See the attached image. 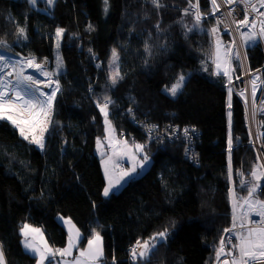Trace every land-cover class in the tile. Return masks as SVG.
<instances>
[{"label": "trees", "instance_id": "obj_1", "mask_svg": "<svg viewBox=\"0 0 264 264\" xmlns=\"http://www.w3.org/2000/svg\"><path fill=\"white\" fill-rule=\"evenodd\" d=\"M199 3L208 13L207 0ZM159 4L55 0L49 6L39 0L35 8L28 0H0V40L14 53L50 61L52 68L58 51L62 64L42 150L0 121V251L6 264H35L20 243L24 224L42 228L53 248H63L67 234L59 216L81 232L80 246L100 234L105 264L217 260L222 233L232 223L229 160L233 175L243 168L249 176L256 155L248 146L240 98L233 91L230 97L226 77L213 74L212 19L195 21L185 14L184 0ZM58 28L64 31L56 45ZM113 49L120 62L115 84L109 73ZM246 55L251 69L263 62L258 43L247 47ZM181 75V91L167 94L164 89ZM105 98L111 100L106 111L115 132L143 145L151 160L144 174L108 197L101 195L105 182L95 153L105 126L97 105ZM260 125L264 132L263 120ZM261 185L264 200V180ZM244 194L240 189L236 199ZM165 230L166 237L159 238ZM137 241L155 247L146 259L131 263L129 248Z\"/></svg>", "mask_w": 264, "mask_h": 264}, {"label": "built area", "instance_id": "obj_2", "mask_svg": "<svg viewBox=\"0 0 264 264\" xmlns=\"http://www.w3.org/2000/svg\"><path fill=\"white\" fill-rule=\"evenodd\" d=\"M184 1L186 2L189 10L192 12L194 19L197 20L196 8L189 7V4H199V0ZM207 2L209 6L208 13H204L201 10V6L199 4V22L206 21L208 18L212 19V23L210 24L209 29L214 44V51L212 57L213 74L215 76H228L226 89L228 90V92L229 90L233 91L241 100L245 111L246 126L249 135L248 146L254 150V153L256 155L255 165H257L258 167V175H260L261 177L259 183L261 184L264 180V132L262 131L260 125V122L262 120L264 121V40L258 39L261 41L260 49L263 54V62L258 68L251 69L248 65L246 56V46L244 44L242 34L248 33L250 30L256 32L257 34L259 33L260 22L264 21V15H260V13H264V7L260 6L259 0H248L247 4H245L244 0H234V3H232L231 5H228L225 0H216V5L218 6V8H214L212 0H208ZM252 5L255 6L254 9ZM230 12L231 15L229 14ZM245 12H247L248 14V26H243L238 23L239 21L244 19ZM253 22L255 23V28L251 27ZM213 28L216 29L215 32L212 31ZM222 34H225L229 38L226 43H224L222 40ZM216 47H220V49L224 51L226 63L225 71H227L229 75H224L225 71H218V60L216 55L219 52H217L218 49H216ZM0 56H3L5 58V61H19V64H17L16 66L17 71H19L20 68H23L24 75L34 76L35 79L40 81L39 85L29 86L26 82L20 85L21 89L24 90L27 96L31 97L35 95L36 99L43 101L45 100V97L40 96V91L44 92L45 94H50L53 90L57 89V86L59 88V85H57L55 78H52L51 76L45 77L41 74V70H37L34 67H28L25 64L24 59H22L32 57L20 56L18 54L7 55L3 53H0ZM233 60L238 61L240 69V74L237 77L232 76ZM35 61L41 64L42 71L48 72L46 67L47 61L39 62L36 59ZM9 72H13L11 66L5 68L3 72H0V75L4 76L5 79L10 81L8 88H4L2 90L7 91L9 93V96H12V89L16 85L17 78L14 72L13 75L8 76L7 73ZM256 77H259V79H256ZM254 79L256 81L255 85L252 84V81ZM43 81L45 82L44 85H42ZM49 81H51V83H49ZM236 86H238L239 88H236ZM36 88H39V91H35ZM254 89L255 97H253ZM241 93H243V96H241ZM12 98L15 99V97ZM54 99H52L50 106L48 104L44 105V110L47 111L49 114L53 110ZM20 107L22 110L16 113H12L13 116L17 117L18 121H22L21 123H19L20 126L31 128L37 124L35 123L36 121H40L44 117H46L41 112L39 106H30L27 109H24L22 105ZM1 120L2 119H0V121ZM26 121H32L33 123L30 124ZM9 122L11 123V121ZM141 125L145 126L143 123H141ZM188 130L191 132V134H196V129L194 127H188ZM188 139V151L186 152V155L191 159L192 155H190L189 152L191 150H194V142L191 137H189ZM226 153L230 156V154L232 153V148H229L228 146V148L226 149ZM119 169H125V164H120ZM229 182V191L232 190L234 195L230 196L232 205V223L230 227L227 228L230 229V231H225V229L221 236V239H224L223 247L225 252L233 250V244L238 243L236 239L237 234L246 235L248 228L259 226V221L261 219L258 215H255L254 212H252V210H250L248 205L244 202L248 196V186L257 183L258 181L251 174L247 176L243 168H241L238 172L235 173V175L232 174V179ZM244 182L248 183L245 184ZM240 189L243 190L245 194L241 198L242 200L238 201V199H236V193ZM261 194L262 187L258 189L256 197L261 199ZM234 215L236 217L235 223L233 222ZM241 225H243V227H241ZM221 239L219 242L218 249L221 247ZM139 246L140 245H137V243H134L129 248V262H136V260L134 261L132 258L131 250L135 247L137 254H139ZM231 259V256L222 254L219 260H216L214 264H223L224 260L231 261Z\"/></svg>", "mask_w": 264, "mask_h": 264}, {"label": "snow or ice", "instance_id": "obj_3", "mask_svg": "<svg viewBox=\"0 0 264 264\" xmlns=\"http://www.w3.org/2000/svg\"><path fill=\"white\" fill-rule=\"evenodd\" d=\"M30 4H35L36 0H28ZM55 0H48L49 6H51ZM105 4L107 5L108 0H104ZM225 2L228 5H231L234 3V0H225ZM245 4H247L248 0H244ZM152 3L156 7H160L159 0H152ZM214 8H218L216 5V0H212ZM260 6L264 7V0H259ZM189 7H195L196 12H197V20L199 21L200 19V11H199V4L197 3L196 5H192L191 3L189 4ZM253 9L255 8L254 5H252ZM107 10V9H105ZM185 14H188V9H185ZM231 15V12L229 13ZM260 15H264V13H260ZM240 25L243 26H248L249 25V20H248V14L245 12L244 14V19L238 22ZM252 28H255V23L253 22L251 25ZM63 29L58 28L56 31L57 37H61L63 33ZM213 32L216 31L215 28L212 29ZM25 33V29L22 27L18 28V35L23 36ZM242 38L244 39L245 45H250L251 43H255L257 39H264V21L260 22V30L259 33L257 34L256 32L249 31L246 34H242ZM6 44L5 41L0 40V48L4 47ZM112 63L114 64L116 60L118 59L116 50L113 49L112 52ZM24 59L25 64L32 68L34 67L37 70H41V74L44 75L45 77H49L52 75L49 72L42 71V66L41 64L37 63L35 61V58H22ZM59 56L57 57V60L59 61ZM19 64V61H12L8 60L5 61V58L3 56H0V72H3V70L9 66L12 67L13 72L16 75V85L12 89V96H9V93L7 91H4L2 89L8 88L10 81L5 79L4 76L0 75V119H8L11 121V123L15 126H19V123L22 121H18L12 113H16L21 109V105L24 109L29 108L30 106L35 107L39 106L41 109V112L45 115L48 116V112L44 110V105L48 104L49 106L51 105L53 97L56 95V92L59 91V88L53 90L50 94H45L44 92L40 91L39 94L40 96H44L45 100L41 101L36 99L35 95L29 97L27 94L24 92L23 89H21L20 85L22 83H27V85H39L40 81L35 79L34 76L31 75H24L23 68H20L19 71L16 70V66ZM217 67L219 68L220 65L219 63L217 64ZM13 72L7 73L8 76L13 75ZM224 75H229L227 71H225ZM120 74L119 72H115L112 74L110 77L112 80V83L115 84L117 79L119 78ZM185 77L181 75L178 79V81L171 86V88L166 89L171 93V95L175 96L178 92V90L182 87L183 81ZM256 79H259V77H256ZM255 79L252 81V84L255 85ZM51 83V81H49ZM58 84V82H57ZM35 91H39V88H36ZM229 95L231 97V90H229ZM241 96H243V93H241ZM12 97H15L13 99ZM253 97H255V89L253 90ZM111 103V100L108 98H105V103L103 105L98 104L97 107L100 108L101 112L104 113L105 116V124L108 125L109 121L107 119L108 113L106 111L108 104ZM231 104L229 103V107ZM231 115V114H229ZM27 123L32 124V121H26ZM35 123H40L39 121H36ZM46 129H42V132ZM20 133L22 136H24L25 139H28V136L25 135V130L24 128H20ZM31 143L37 144L39 147L43 148V136L41 133V137L37 138L35 136L32 137ZM99 144V140L97 141ZM135 148L137 151H140L142 146L137 144L135 145ZM229 148H231V140H229ZM148 158L145 156L144 160H147ZM132 171H135V168L132 169ZM107 175V172H106ZM130 175L128 172H125V176ZM251 175L258 181L255 184H251L248 186V196L245 199V204L248 205L249 209L254 212L255 215H258L261 219L259 221V226L257 227H250L247 230L246 235H241L237 234V241L238 243L233 244V250L225 252L223 244H224V239H221V247L217 249V254L216 258L219 260L220 256L223 255H228L231 256L232 259L231 261L229 260H224L223 264H264V200H261L256 197V193L258 189H260L262 186L259 183L261 177L258 175V167L254 166ZM123 179V177L121 178ZM232 179V168H231V160H229V180L231 181ZM120 182L117 181L116 184H109V187H106L104 189V196H108L110 194V191L113 187H116ZM247 184L248 182H244ZM234 195L232 190H230V196ZM235 210V206H234ZM247 215V214H246ZM236 217L235 215L233 216V222L235 223ZM66 223H70V221H65ZM243 227V225H241ZM34 232L38 233L39 229H32L29 227V225L25 224L21 228V235L27 236L28 232ZM225 231H230V229H226ZM167 235V230L164 232H160L157 234L159 238H165ZM76 238H79V232H76ZM157 237H153L152 239L155 240ZM24 247L34 253L38 259H37V264H45V260L48 259L49 255H55L59 254L61 256H66V255H71V249L75 247V242L73 240V237L71 235V229H70V235H69V243L68 247L65 249H50L47 245H45V251H41L39 248L35 247L32 244L27 243L26 241L23 242ZM137 245H141L140 241L136 242ZM155 245L152 244L151 248H154ZM143 250L137 254L136 248L134 247L131 250V255L133 260H144L147 257L148 252L151 250L149 243L145 241L142 245ZM103 256V247H102V238L99 233H94V236L92 239L88 240V248L84 251L80 252V257L86 258L87 261L95 262L99 261L101 257ZM0 264H5L4 261V255L3 252L0 251ZM74 264H84L83 261H81L79 258H77L74 261ZM113 264H116L115 259L113 260Z\"/></svg>", "mask_w": 264, "mask_h": 264}, {"label": "rangeland", "instance_id": "obj_4", "mask_svg": "<svg viewBox=\"0 0 264 264\" xmlns=\"http://www.w3.org/2000/svg\"><path fill=\"white\" fill-rule=\"evenodd\" d=\"M38 1L39 0H36L35 4H31V5L34 6L35 8H39ZM159 2H160V0H159ZM47 3H48V0H47ZM185 9H188V12H190L192 14V12L189 10L188 7H186ZM192 17H193V15H192ZM193 19H194V17H193ZM195 21H197V20H195ZM197 22H199V21H197ZM60 38L61 37L58 38L56 36V39H57L56 40V42H57L56 45H59ZM243 41H244V39H243ZM212 43H213V41H212ZM225 43H226V41H225ZM255 43H258L259 46L261 45V41L258 40V39H257V41ZM255 43H251L250 45H245L246 49H247V47H249V46H251V45H253ZM244 44H245V42H244ZM5 46L7 48H9L10 49V53H12L11 52L12 48L10 46H7V45H5ZM213 48H214V44H213ZM4 53H6V52H4ZM10 53H8V54H10ZM58 56H59V53H58V51H56L55 57H54V60H53V68L51 67L52 64L50 63V61H48L46 63L47 71L52 74L50 76L52 78H55L56 82H58L57 76H59V74L62 73V64H61V60L60 59H59V61L57 60ZM112 59H113V57H112V54H111L110 61H109L110 77L115 72H119V74H120L119 57H118V59L116 60V62L114 64L112 63ZM232 67H233L232 76L233 77H237L240 74V69H239V65H238V61L237 60H233ZM238 71H239V74H238ZM218 76H220V75H218ZM226 78L228 80V76H226ZM184 81H185V79H184ZM57 85H59V83ZM169 88H171V87H169ZM169 88H165L164 91L167 94L171 95V93L166 90V89H169ZM236 88H239V87L236 86ZM181 89H182V87L178 90L177 93H179L181 91ZM171 96H173V95H171ZM53 99H54V97H53ZM15 118H17V117L15 116ZM5 120L8 121V119H5ZM49 120H50V117H47V118H44L39 124H37L32 129L26 130L24 128L25 135L28 136L29 133H33V132H36L37 135H40L42 133V129H47V126L49 124ZM20 128L21 127L16 128L18 130L19 134H20ZM22 137H24V136H22ZM39 137H41V136H39ZM98 140H99V144L97 143ZM135 145H137V144H132L130 141L120 137L115 132V130L113 128H111L110 124H108V125L105 124V126H104V135H103V137L98 138L96 140V144H95V153H96V155L99 158L100 166H101V170H102V174H103L104 182H105L104 183V187H103L102 192H101V195L103 197H106L103 194L104 193V189L106 187H109L110 183L111 184H115L113 182V180H112L114 174L121 175L123 177H127V176H125V172H128L130 175L134 172V176L135 177H133V178H137L138 176L144 174V172L150 167L151 160H150V157L148 156V154L145 152V150L143 148V145L139 144V145L142 146L140 151L136 150ZM145 156L148 158L147 160H144ZM120 164H125V169H119V165ZM133 168H135V171H132ZM106 172H107V175H106ZM130 175H128V176H130ZM133 178H131V179H133ZM131 179H125L126 181H124V180L121 181L119 183V185H117L116 187H113L111 189L110 194L112 192H115L114 190H116V191L120 190ZM150 243L153 244V242H150ZM149 246H150V244H149ZM142 250H143L142 245H140L139 246V252L142 251Z\"/></svg>", "mask_w": 264, "mask_h": 264}, {"label": "crops", "instance_id": "obj_5", "mask_svg": "<svg viewBox=\"0 0 264 264\" xmlns=\"http://www.w3.org/2000/svg\"><path fill=\"white\" fill-rule=\"evenodd\" d=\"M109 124H110L111 128H113L110 121H109ZM21 128H23V127H21ZM26 130H28V129H26ZM20 135H21V133H20ZM29 135L31 137H33V136L36 135V132H33V133H29L28 134V139H27L28 142H30L31 139H32V138L29 137ZM37 138H39V136H37ZM122 177L123 176H121V175L114 174L112 180L116 184L117 181H119V182H121L123 180L126 181L125 179H131V178H133L135 176H134V172H133L130 176L123 177V179H121ZM114 191H116V190H114ZM58 221L63 226V228L65 229L66 234H67V243H66V245L63 248H58V249H65V248L68 247L70 229H71V235H72L73 240L75 242V247H73L71 249V255H66V256H61L59 254L49 255L48 256V259L45 260V264H74V261L77 258H79L81 261H83L84 264H93V262L87 261L86 258L80 257V252L81 251H84V250H86L88 248V241L83 246H80L79 245L80 244V241L82 239V235H81V232L76 227V225L70 219L65 218V217H60L59 216L58 217ZM65 221H70V223H66ZM27 225H29V224H27ZM29 227L32 228V229H39V232L38 233H34V232L29 231L28 234H27V236L21 235L20 243H21V246L24 249V251L27 252L28 254H30L31 256H33L35 258V264H37L38 257L34 253H32L31 251L27 250L24 247V243L23 242L26 241L27 243L32 244L35 247L39 248L41 251H45V245H47L50 249H53V250H55L57 248H53L48 243V241L46 239V236H45L44 231L42 230V228L35 227V226H32V225H29ZM77 231L79 232V238L78 239L76 238V232ZM92 238H93V236L90 239H92ZM102 247H103V243H102ZM95 264H105V261H104V251H103V256L101 257V259L99 261L95 262Z\"/></svg>", "mask_w": 264, "mask_h": 264}, {"label": "bare ground", "instance_id": "obj_6", "mask_svg": "<svg viewBox=\"0 0 264 264\" xmlns=\"http://www.w3.org/2000/svg\"><path fill=\"white\" fill-rule=\"evenodd\" d=\"M217 52H219L216 57H217V60H218V63L220 65V67L218 68V71H225V68H226V63H225V57H224V51L220 49V47H216ZM45 82L43 81L42 82V85H44Z\"/></svg>", "mask_w": 264, "mask_h": 264}, {"label": "clouds", "instance_id": "obj_7", "mask_svg": "<svg viewBox=\"0 0 264 264\" xmlns=\"http://www.w3.org/2000/svg\"><path fill=\"white\" fill-rule=\"evenodd\" d=\"M208 1V0H207ZM186 3V2H185ZM208 3V2H207ZM200 4V3H199ZM186 6H187V4H186ZM188 7V6H187ZM209 31H210V29H209ZM211 34V33H210ZM211 38H212V36H211ZM229 38L225 35V34H222V40H223V42L225 43V41L227 42V40H228ZM212 41H213V39H212ZM213 51H214V48H213ZM0 53H3V52H0ZM3 54H6V53H3ZM12 54H17V53H14V51H13V49H12V53H10V54H7V55H12ZM19 55V54H18ZM20 56H22V55H20ZM247 56V55H246ZM212 57H213V53H212ZM248 61V60H247ZM48 62V61H47ZM211 62H212V58H211ZM249 65V64H248ZM212 69H213V66H212ZM245 112V111H244ZM15 117V116H14ZM47 117V116H46ZM46 117H44V118H46ZM43 118V119H44ZM17 119V118H16ZM3 120V119H2ZM18 120V119H17ZM8 122H9V120H8ZM10 123V122H9ZM11 124V123H10ZM12 126H14V127H16V128H18V127H23V128H25V129H31V128H33V127H31V128H27V127H24V126H15V125H13V124H11Z\"/></svg>", "mask_w": 264, "mask_h": 264}, {"label": "water", "instance_id": "obj_8", "mask_svg": "<svg viewBox=\"0 0 264 264\" xmlns=\"http://www.w3.org/2000/svg\"><path fill=\"white\" fill-rule=\"evenodd\" d=\"M44 142H45V140L43 139V145H44ZM37 148H38L39 150H42V148L39 147L38 145H37Z\"/></svg>", "mask_w": 264, "mask_h": 264}]
</instances>
